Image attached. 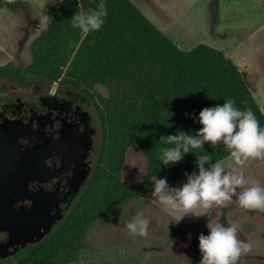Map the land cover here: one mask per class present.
Returning a JSON list of instances; mask_svg holds the SVG:
<instances>
[{
    "label": "trees",
    "instance_id": "1",
    "mask_svg": "<svg viewBox=\"0 0 264 264\" xmlns=\"http://www.w3.org/2000/svg\"><path fill=\"white\" fill-rule=\"evenodd\" d=\"M103 2L107 9L105 23L100 30L88 33L73 26L71 18L77 12L96 8L100 0L50 3L49 26L36 41L34 59L35 66H39L38 76L51 82L62 80L81 89L95 102L91 91L96 85L108 90V97H100L105 133L101 153L107 156L108 145L110 149L112 144L119 148L117 183L125 153L132 144H137L149 159L147 176L136 186L143 194L153 189L148 179L152 174L167 177L171 182L185 177L186 172L198 170L196 154L207 153L212 162L228 159L229 150L222 143L213 148L206 142L204 149H194L196 154L188 153L171 166L165 167L159 162L160 149L166 146L161 137L180 129L195 133L202 125L192 114L198 116L204 107L234 99L237 107L251 108L264 127V112L253 95V78L223 51L206 44L182 49L131 0ZM13 76L25 78L22 71ZM99 165L86 191L53 235L7 264H72L75 261L82 249V237L75 230L76 218L96 190ZM55 244L57 248L50 254Z\"/></svg>",
    "mask_w": 264,
    "mask_h": 264
},
{
    "label": "rangeland",
    "instance_id": "2",
    "mask_svg": "<svg viewBox=\"0 0 264 264\" xmlns=\"http://www.w3.org/2000/svg\"><path fill=\"white\" fill-rule=\"evenodd\" d=\"M53 1L0 0L1 83L36 89L45 80L36 73L39 66H35L34 53L37 39L49 26L48 6ZM131 1L182 49L206 44L223 51L241 71L251 75L254 97L264 112V0ZM17 71H22L25 80L13 76ZM91 93L102 121L100 97H108L109 92L96 85ZM102 126L104 135V123ZM109 147L107 156L100 153L96 164L101 168L96 190L76 218L82 249L72 264H199L198 237L209 232L208 222L236 223L238 238L252 245L237 264H264V211L244 209L235 197L210 209L194 207L188 214L171 209L152 198L151 191L143 194L136 188L145 180L149 167L140 147L132 144L125 153L119 183L116 167L120 150L113 144ZM226 160L221 162L226 170L242 172L248 180L243 187L254 182L264 186V157L249 158L244 165L231 160L225 166ZM185 179L168 183L179 186ZM138 212L150 221L145 236L132 235L125 227ZM56 248V244L51 247L50 254Z\"/></svg>",
    "mask_w": 264,
    "mask_h": 264
},
{
    "label": "flooded vegetation",
    "instance_id": "3",
    "mask_svg": "<svg viewBox=\"0 0 264 264\" xmlns=\"http://www.w3.org/2000/svg\"><path fill=\"white\" fill-rule=\"evenodd\" d=\"M103 142L97 104L81 89L62 80H41L36 89L32 85L8 87L0 81V184L21 186L22 193L13 204L15 212L54 215L56 199L65 198L88 164L90 175L63 222L86 191ZM5 215L7 201L1 200L0 264L44 242L61 223L42 241L3 257L2 247L10 241L8 231L1 228Z\"/></svg>",
    "mask_w": 264,
    "mask_h": 264
},
{
    "label": "clouds",
    "instance_id": "4",
    "mask_svg": "<svg viewBox=\"0 0 264 264\" xmlns=\"http://www.w3.org/2000/svg\"><path fill=\"white\" fill-rule=\"evenodd\" d=\"M56 2L62 3L63 0ZM106 16V6L100 0L96 8L77 12L71 20L82 33H88L100 30ZM192 118L202 125L195 133L180 129L161 137L166 145L160 149L159 162L163 166L182 161L186 154L195 153L194 149H204L206 142L213 148L222 143L237 165H244L249 158L264 157V127L260 126L251 108L241 109L235 105L234 99H225L222 105L204 107L198 116L193 113ZM212 161L207 153L196 154L198 170L186 172V179L179 186L169 185L167 177L148 176L153 184L151 197L171 209L184 210L186 214L194 207L210 209L214 204L222 205L234 197L244 209L264 211V186L254 182L243 187L248 180L242 172L226 170L220 161ZM149 223L148 217L138 212L125 227L132 235L145 236ZM207 227L209 232L201 233L198 237L201 253L199 264H237L242 253L251 251L252 245L238 238L236 223L208 222Z\"/></svg>",
    "mask_w": 264,
    "mask_h": 264
},
{
    "label": "water",
    "instance_id": "5",
    "mask_svg": "<svg viewBox=\"0 0 264 264\" xmlns=\"http://www.w3.org/2000/svg\"><path fill=\"white\" fill-rule=\"evenodd\" d=\"M90 175V166L74 182L71 190L64 199H56V213L51 216H43L41 213L31 214L17 213L14 211V201L22 193L20 185L0 184V201H7V215L2 216L3 229H6L10 236L8 244L2 247L3 257H10L24 249L28 244H36L47 236L54 226L58 225L65 217V214L72 206L73 200L83 189L86 180Z\"/></svg>",
    "mask_w": 264,
    "mask_h": 264
},
{
    "label": "crops",
    "instance_id": "6",
    "mask_svg": "<svg viewBox=\"0 0 264 264\" xmlns=\"http://www.w3.org/2000/svg\"><path fill=\"white\" fill-rule=\"evenodd\" d=\"M253 95H254V93H253ZM256 99V98H255Z\"/></svg>",
    "mask_w": 264,
    "mask_h": 264
}]
</instances>
